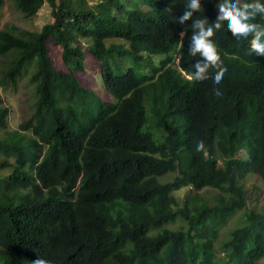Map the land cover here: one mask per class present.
Segmentation results:
<instances>
[{
  "label": "trees",
  "instance_id": "1",
  "mask_svg": "<svg viewBox=\"0 0 264 264\" xmlns=\"http://www.w3.org/2000/svg\"><path fill=\"white\" fill-rule=\"evenodd\" d=\"M11 1L25 18L46 3L52 19L39 30L0 28V86L27 74L33 99L15 129L0 105V264L264 257V209L247 208L242 183L252 173L264 185V56L247 55L250 37L235 39L219 19L207 37L226 69L219 95L208 65L203 79L185 78L199 60L188 54L192 19L210 21L215 0H200L184 24L175 19L187 0ZM92 59L111 99L76 75ZM240 211L242 224L217 242Z\"/></svg>",
  "mask_w": 264,
  "mask_h": 264
},
{
  "label": "rangeland",
  "instance_id": "2",
  "mask_svg": "<svg viewBox=\"0 0 264 264\" xmlns=\"http://www.w3.org/2000/svg\"><path fill=\"white\" fill-rule=\"evenodd\" d=\"M89 2H97L98 0H88ZM52 19L50 14V7L48 4H44L37 14L31 18H25L20 11L14 6L11 0H4L3 5L0 7V28H3L6 24L12 23L21 29L39 30L44 23L49 22ZM49 53L56 67H61L60 49L49 44ZM156 57V56H155ZM120 64L126 69L132 65L131 62L121 61ZM2 68V62L0 59V71ZM76 75L86 85H92L95 92L96 89L102 91L101 75L99 71L98 61L92 59L91 61H85L84 72H76ZM32 87L28 81V75L24 74L22 77L16 80L15 84H7L0 86V105L7 108V126L10 129L18 127L32 111ZM102 98L111 99L108 92L102 91L100 93ZM244 157V153L242 155ZM173 174L164 176L162 179H171ZM245 193L249 196L247 208L253 210L264 209V185L260 178L254 174H248L244 180ZM189 187H183L180 190L175 191V195L178 198H182L188 193ZM201 190L200 192H202ZM215 192V190L206 189V193ZM242 212H237L233 217L220 228L219 237L217 242L224 240L227 237L228 231L236 225L242 224ZM239 218V219H238ZM169 227L177 228L176 224H168ZM255 264H264V257L259 259Z\"/></svg>",
  "mask_w": 264,
  "mask_h": 264
},
{
  "label": "clouds",
  "instance_id": "3",
  "mask_svg": "<svg viewBox=\"0 0 264 264\" xmlns=\"http://www.w3.org/2000/svg\"><path fill=\"white\" fill-rule=\"evenodd\" d=\"M213 8V18L210 21L205 22L203 17L192 19L190 26L194 31L191 34L188 54H195L199 60L191 62L190 71L185 73V78L192 81L203 79L202 69L208 65L209 69H213L207 73L208 78L213 85L214 93L219 95L215 85L222 80L226 69L222 66L212 42L207 38L210 35V28L214 29L216 21L223 19L224 26L232 37L237 40L250 37L247 39V55L264 56V25L253 22L257 15L264 17V0H215ZM200 10V0H187L186 9L175 20L184 24L186 20L193 17L194 11L199 13ZM184 34L183 29L178 33L180 38H183ZM178 58L179 55L176 63ZM191 147L193 150L200 147L198 138L192 141ZM31 264H45V261L38 256L31 261Z\"/></svg>",
  "mask_w": 264,
  "mask_h": 264
}]
</instances>
